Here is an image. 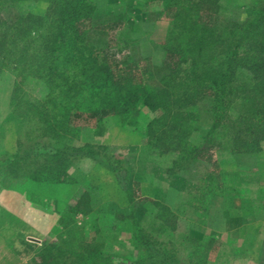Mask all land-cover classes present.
I'll use <instances>...</instances> for the list:
<instances>
[{
	"label": "rangeland",
	"instance_id": "obj_1",
	"mask_svg": "<svg viewBox=\"0 0 264 264\" xmlns=\"http://www.w3.org/2000/svg\"><path fill=\"white\" fill-rule=\"evenodd\" d=\"M54 1L27 0L1 11L12 22L22 13L46 15ZM94 1L97 10L84 22L87 41L116 69L138 63L147 84L160 88L179 60L166 47L173 11L164 13L147 0ZM226 2L214 18L218 29L253 13L254 0ZM18 79L14 64L0 73V264H172L170 251L178 264H264V140L253 152L235 151L225 130L202 158L183 159L205 145L214 118L211 94L189 110L197 120L182 142L190 148L186 154L163 152L149 141V123L164 112L142 106L136 125L111 114L99 128L94 122L79 136L61 139L71 157L70 177L48 183L30 174L52 165L46 155L58 142L38 119L18 116L27 112L26 99H43L47 88L31 77ZM17 83L22 90L15 91ZM7 154H19L13 167L4 166ZM81 196L88 215L73 209ZM154 202L176 216L170 237L151 216L150 206L161 211ZM131 215L165 242L163 250L153 255L144 244H133Z\"/></svg>",
	"mask_w": 264,
	"mask_h": 264
},
{
	"label": "trees",
	"instance_id": "obj_2",
	"mask_svg": "<svg viewBox=\"0 0 264 264\" xmlns=\"http://www.w3.org/2000/svg\"><path fill=\"white\" fill-rule=\"evenodd\" d=\"M26 1L0 0V73L14 64L19 82L31 77L47 88L43 99H26L27 112L18 113L25 120L30 116V120L38 119L44 124V133H50L51 141L58 142L57 149L46 155L52 165L39 166L31 172L32 179L67 181L71 157L60 140L79 136L84 126L94 122L99 128L111 114L122 123L136 125L142 106L164 112L149 123V141L163 152L179 150L186 154L190 148L182 142L192 134L197 120L194 110H189L197 108L206 94H211L215 103L212 126L205 136V145L193 148L183 159L202 158L203 152L215 146V136L223 135L225 130L229 137L230 132L233 135V150L259 149L264 140V0H254L253 13L244 22L228 21L222 29L215 26L214 18L225 7L224 0H147V5L163 7L164 13L173 11L166 47L179 56L157 89L147 84L138 63L132 61L133 64L116 69V64L100 57L99 48L87 41L84 22L97 10L94 0H55L46 15L22 13L9 22L2 8ZM225 1L233 4L238 0ZM19 86L17 83L15 91L23 89ZM18 156L5 155L4 166L13 167ZM154 203L161 211L150 206L151 216L161 221L162 233L170 237L176 216L168 207ZM86 205L87 199L81 196L73 209L76 214L88 215L90 209ZM131 218L133 244L137 248L144 244L149 252L154 250L153 255L163 250L165 242L155 239L135 217ZM170 244L175 245L172 238ZM170 255L169 262H180L175 253L170 251Z\"/></svg>",
	"mask_w": 264,
	"mask_h": 264
}]
</instances>
